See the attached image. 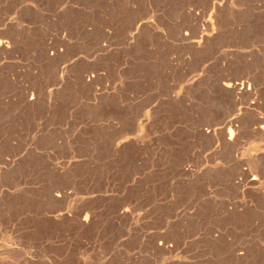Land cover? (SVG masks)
I'll list each match as a JSON object with an SVG mask.
<instances>
[{
    "label": "rangeland",
    "instance_id": "374dc122",
    "mask_svg": "<svg viewBox=\"0 0 264 264\" xmlns=\"http://www.w3.org/2000/svg\"><path fill=\"white\" fill-rule=\"evenodd\" d=\"M1 40L0 264H264V0H0Z\"/></svg>",
    "mask_w": 264,
    "mask_h": 264
},
{
    "label": "bare ground",
    "instance_id": "6f19581e",
    "mask_svg": "<svg viewBox=\"0 0 264 264\" xmlns=\"http://www.w3.org/2000/svg\"><path fill=\"white\" fill-rule=\"evenodd\" d=\"M214 4H217V3L215 2ZM226 4H227V3H226ZM223 5H224V4H223ZM223 5H222V6H223ZM215 6H216V5H215ZM222 6H221V7H222ZM214 9H218V7H217V8L215 7ZM143 24H144V23H143ZM140 25H141V24H140ZM139 28H140V27H139ZM4 42H5V41H4ZM4 42H2V40L0 41V49H1V50H2L3 47H6V45H4ZM202 42H203V41H202ZM4 49H5V48H4ZM234 82H235V81H234ZM236 82H237V81H236ZM243 84H244V83H243ZM243 84L241 83L240 85L242 86ZM243 86H244V85H243ZM243 86H242V87H243ZM235 87H236V88H239V87L237 86V83H233V82H231V80H230V81H227V82L224 83V88H226L227 90H228V89H231V90L233 89V90H234ZM245 87H246V86H245ZM236 88H235V89H236ZM243 88H244V87H243ZM236 90H237V89H236ZM238 90H239V89H238ZM241 90H242V89H241ZM262 128L264 129V124L261 125V128H260V129L262 130ZM257 130H259V129H257ZM228 133H229V136H230L229 139L232 140V137L234 136L232 130L230 129ZM227 135H228V134H227Z\"/></svg>",
    "mask_w": 264,
    "mask_h": 264
}]
</instances>
